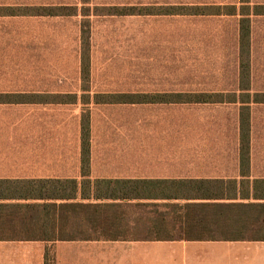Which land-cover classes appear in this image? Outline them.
Instances as JSON below:
<instances>
[{"label": "crops", "instance_id": "obj_1", "mask_svg": "<svg viewBox=\"0 0 264 264\" xmlns=\"http://www.w3.org/2000/svg\"><path fill=\"white\" fill-rule=\"evenodd\" d=\"M43 1L0 0V22L25 20L26 8L58 5ZM239 5L245 4L238 0L232 6ZM250 5L264 6V0H251ZM262 19L251 17L250 88L240 85L239 27L233 73L222 67L188 78L215 81L209 86L201 81L192 87L178 83L90 93L82 88L27 87V62L18 43L1 39L3 31L17 27L0 24V264H264V241L155 240L152 232L135 226L138 213L132 209L136 204H264V198H254L255 191L264 190V101L254 98L264 96V24H256ZM177 80L186 77L178 73ZM58 95H74L77 101L48 102ZM85 95L91 96L87 103ZM95 95L176 98L97 105ZM199 95L236 98L212 103L187 98ZM85 108L91 127L87 176L82 151ZM243 109L250 125L247 155L241 150ZM109 180L159 181L161 190L178 195L190 189L191 181L221 182L237 199L97 198L96 182ZM106 210L128 215V222L105 220ZM123 226L130 230L123 231Z\"/></svg>", "mask_w": 264, "mask_h": 264}, {"label": "rangeland", "instance_id": "obj_2", "mask_svg": "<svg viewBox=\"0 0 264 264\" xmlns=\"http://www.w3.org/2000/svg\"><path fill=\"white\" fill-rule=\"evenodd\" d=\"M43 2L58 4L45 8L67 9L64 13L69 16H27L25 20L5 18L0 22L17 27L15 31H3L5 36L1 39L18 43L19 53L27 62V87L74 90L89 86L91 92L92 89L171 87L178 83L192 87L201 81L209 86L208 83L215 81L188 78L194 73L201 75L222 67L233 73L231 67L235 64L242 17L191 14L195 12L193 9L204 7H220L223 12H230L238 0ZM62 3L66 5L59 6ZM235 7L240 13L246 12L248 6ZM112 8L147 12L109 15ZM259 23L264 24V19L256 20ZM83 30L87 33L88 47L83 46ZM83 51L90 60V83L86 84L82 76ZM178 73L186 80L178 82ZM35 75L40 78L30 79ZM87 97L91 96H83L84 103L88 102ZM88 112L85 108L83 114Z\"/></svg>", "mask_w": 264, "mask_h": 264}, {"label": "trees", "instance_id": "obj_3", "mask_svg": "<svg viewBox=\"0 0 264 264\" xmlns=\"http://www.w3.org/2000/svg\"><path fill=\"white\" fill-rule=\"evenodd\" d=\"M86 1V0H84ZM247 7L246 12H240L242 17L240 27V48H241V87H251V26L252 16H264V6L251 7V0H241ZM227 8V7H224ZM230 12H223L220 7H204L193 9L195 12L191 15H229L235 16L239 12L237 7L231 6ZM61 8H26V16H69ZM200 10V12L198 11ZM209 11V12H206ZM215 11V12H213ZM146 9H120L112 8L109 15H135L145 14ZM151 15V13H149ZM169 15L171 13H168ZM86 31L83 30V46L88 47V38ZM89 56L83 51L82 56V76L84 84L90 83V63ZM84 92H90V87L83 89ZM89 96V95H88ZM197 103L223 102L225 99L233 100V96L221 95H199L192 96ZM88 101L90 97H87ZM95 104H142L149 99L166 101L173 96L149 97L146 95H97ZM250 98V97H249ZM255 101H264V96L254 97ZM50 103L55 104H73L77 101L76 96H50ZM247 111L243 109L242 113V153L247 155L250 152V125L247 123ZM91 127L90 113L82 116V151H83V173L89 174V157L91 152ZM159 181H99L96 182L95 196L107 200H147V199H202V200H236L237 193H226L221 186V182L209 181H191L188 182L190 189L184 195H178V192L172 190H161ZM212 183V186H208ZM189 188V187H188ZM233 189V186H232ZM64 197V194H60ZM244 198L245 195L243 194ZM255 199L264 198V190L255 191ZM112 208V207H110ZM117 206L115 211H118ZM132 209H137V217L133 218L135 226L145 228L155 235V240H203L217 239L226 237L227 240H249L264 241L255 237H264V204H242V203H187V204H136ZM113 210V211H114ZM105 215V220L115 219L122 222H128V215H113L109 210ZM110 212V214H109ZM112 216V217H111ZM110 229L107 226V230ZM122 230H130L122 227ZM229 237V238H228Z\"/></svg>", "mask_w": 264, "mask_h": 264}]
</instances>
